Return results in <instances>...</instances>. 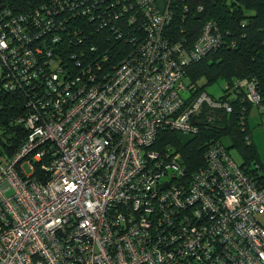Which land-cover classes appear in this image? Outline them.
Wrapping results in <instances>:
<instances>
[{
    "label": "built area",
    "instance_id": "obj_1",
    "mask_svg": "<svg viewBox=\"0 0 264 264\" xmlns=\"http://www.w3.org/2000/svg\"><path fill=\"white\" fill-rule=\"evenodd\" d=\"M169 1L133 0L143 35L104 75L108 57L96 60L93 45L67 61L58 51L56 18L70 4L0 11V84L31 92L17 120L26 141L0 164V264H264V176L248 175L221 143L192 172L177 147L160 146L165 130L194 140L205 104L232 112L207 95L186 105L181 63L201 60L222 37L207 25L185 56L164 37ZM79 8L75 18L86 14ZM248 99L260 101L254 84Z\"/></svg>",
    "mask_w": 264,
    "mask_h": 264
},
{
    "label": "trees",
    "instance_id": "obj_2",
    "mask_svg": "<svg viewBox=\"0 0 264 264\" xmlns=\"http://www.w3.org/2000/svg\"><path fill=\"white\" fill-rule=\"evenodd\" d=\"M65 4H70L69 9L61 10L56 18L57 23H62V27L56 31L64 38L58 51L63 50L65 61L67 56H71V51L80 53L83 48V51L88 52L93 45L96 60L103 63L108 57V61L103 63L104 75L135 50L137 46L131 39L143 35L138 29L144 18L133 0H3L0 2V11L7 10L13 16H23L44 6H57L59 10L62 6L65 8ZM79 5L78 10L86 14L75 18L74 7ZM91 7L93 13L88 12ZM169 11L171 20L164 32L165 40L174 47H180L185 56L194 51L207 25L212 24L222 37L221 46L201 60L181 63L185 72L186 91L183 96L186 105L192 106L203 95H207L213 102L231 107L232 112L205 104L197 117L201 123L200 133L194 140L183 144L179 135H176L179 133L165 130L160 133V146L169 144L177 147V151L183 155L186 170L192 172L204 166V155L208 148L229 139L231 146L225 147L233 159L232 150H237L241 158L240 163L236 161L237 164L251 177L258 174L264 176V166L248 127L253 108L264 110V0H170ZM120 13L122 15L117 20L115 16ZM104 23H108L105 24L107 28L103 27ZM96 28L104 29L98 32ZM34 31L39 32L38 29ZM74 34L85 38L83 46L75 47L76 40H72ZM120 34L124 35L123 38L119 37ZM70 36L71 39L66 38ZM180 55V52L177 53L178 59ZM69 68L72 69L73 65ZM220 81L225 82V88L222 97L216 98L208 93V89ZM250 84L257 87L260 97L258 104L248 99ZM29 96L31 92L24 89L9 93L0 84V127L6 140L4 147L10 158L20 150L27 138L26 129L17 120L27 111ZM10 137H13V141L8 143ZM35 172L36 178L43 177L38 162H35Z\"/></svg>",
    "mask_w": 264,
    "mask_h": 264
},
{
    "label": "rangeland",
    "instance_id": "obj_3",
    "mask_svg": "<svg viewBox=\"0 0 264 264\" xmlns=\"http://www.w3.org/2000/svg\"><path fill=\"white\" fill-rule=\"evenodd\" d=\"M164 4H165V0H160V5L164 8ZM248 15L251 14V12H247ZM225 82L224 81H220L219 83L209 87L208 89V93H210L211 95L215 96L216 98H220L223 95V89L225 88ZM262 110V109H261ZM259 110L258 107H254L253 108V112L252 115L250 117V121L252 124L251 130H252V134L253 137L255 139V142L257 144V147L259 149V152L261 153L262 157L264 156V124L261 123V121L257 124H255V114L258 112V117L259 120L262 119L264 122V111ZM2 129L0 127V164H5L8 162V155H7V150L4 147V143H5V139L2 135ZM179 138L182 141L183 144H186L187 142H189L191 140V137L188 135H184L182 133H179ZM5 140V141H4ZM13 141V137H10L8 140V143H11ZM234 157L236 158L237 162H241V158L239 157V154L237 152L236 149L232 150ZM13 194V191L10 190L8 192V196H11ZM257 220L258 222L261 223V225L264 227V214H260L257 216Z\"/></svg>",
    "mask_w": 264,
    "mask_h": 264
},
{
    "label": "crops",
    "instance_id": "obj_4",
    "mask_svg": "<svg viewBox=\"0 0 264 264\" xmlns=\"http://www.w3.org/2000/svg\"><path fill=\"white\" fill-rule=\"evenodd\" d=\"M259 110H261V109H259ZM261 111H264V110H261ZM252 112L253 111H251V113H250V115H249V119H248V127H249V130H250V132H251V134H252V130H251V127H252V124H251V121H250V117H251V115H252ZM258 112L255 114V124H256V121H257V124L261 121V123L262 124H264V122H263V120L262 119H260L259 120V117H258ZM252 136V140H253V142H254V144L256 145V147H257V144H256V142H255V139H254V137H253V134L251 135ZM14 137V136H13ZM222 143L224 144V146H227V147H230L231 146V142L229 141V139H224L223 141H222ZM257 150H258V154H259V157H260V162H261V164L264 166V156L262 157V155H261V153L259 152V149H258V147H257ZM235 159V158H234ZM236 161V160H235Z\"/></svg>",
    "mask_w": 264,
    "mask_h": 264
},
{
    "label": "water",
    "instance_id": "obj_5",
    "mask_svg": "<svg viewBox=\"0 0 264 264\" xmlns=\"http://www.w3.org/2000/svg\"><path fill=\"white\" fill-rule=\"evenodd\" d=\"M193 122H194V124H196V125H201V123L198 122L195 118L193 119Z\"/></svg>",
    "mask_w": 264,
    "mask_h": 264
}]
</instances>
